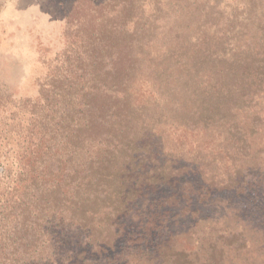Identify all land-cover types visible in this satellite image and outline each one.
<instances>
[{
    "label": "rangeland",
    "instance_id": "rangeland-1",
    "mask_svg": "<svg viewBox=\"0 0 264 264\" xmlns=\"http://www.w3.org/2000/svg\"><path fill=\"white\" fill-rule=\"evenodd\" d=\"M60 82L127 88L177 154L133 209L173 246L129 229L70 264H264V0H0V93Z\"/></svg>",
    "mask_w": 264,
    "mask_h": 264
},
{
    "label": "trees",
    "instance_id": "trees-1",
    "mask_svg": "<svg viewBox=\"0 0 264 264\" xmlns=\"http://www.w3.org/2000/svg\"><path fill=\"white\" fill-rule=\"evenodd\" d=\"M145 106L121 85L0 93V264L88 262L129 229L157 252L173 246H154L152 231L166 219L159 200L133 219L139 199L177 177L175 148L159 126L166 120ZM67 245L71 256L60 258Z\"/></svg>",
    "mask_w": 264,
    "mask_h": 264
}]
</instances>
